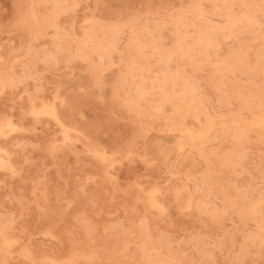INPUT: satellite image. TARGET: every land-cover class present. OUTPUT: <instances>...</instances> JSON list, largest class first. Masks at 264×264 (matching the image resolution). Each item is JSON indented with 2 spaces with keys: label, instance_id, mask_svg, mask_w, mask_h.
<instances>
[{
  "label": "rangeland",
  "instance_id": "1",
  "mask_svg": "<svg viewBox=\"0 0 264 264\" xmlns=\"http://www.w3.org/2000/svg\"><path fill=\"white\" fill-rule=\"evenodd\" d=\"M0 264H264V0H0Z\"/></svg>",
  "mask_w": 264,
  "mask_h": 264
},
{
  "label": "bare ground",
  "instance_id": "2",
  "mask_svg": "<svg viewBox=\"0 0 264 264\" xmlns=\"http://www.w3.org/2000/svg\"><path fill=\"white\" fill-rule=\"evenodd\" d=\"M251 30H252V29H251ZM43 111H44V110H43ZM45 112H46V111H45ZM47 113H48V112H47ZM38 114H39V113H38ZM48 114H49V113H48ZM50 114H51V113H50ZM52 115H53V113L51 114V116H52ZM260 122H261V121H260ZM254 123H255V122H254ZM254 126H255V125H254ZM259 126H260V124H259ZM200 139H201V138H200ZM2 150H3V149H2ZM150 205H151V204H150ZM150 205H149V206H150ZM4 240H5V239H4ZM5 241H6V240H5ZM3 242H4V241H3ZM8 242H9V241H8ZM9 243H10V242H9ZM9 243H8V244H9ZM4 244H5V243H4ZM4 246H5V245H4Z\"/></svg>",
  "mask_w": 264,
  "mask_h": 264
}]
</instances>
